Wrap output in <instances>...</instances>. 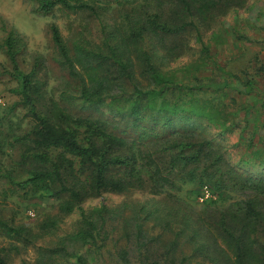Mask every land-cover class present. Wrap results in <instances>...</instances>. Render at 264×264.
<instances>
[{"label":"trees","instance_id":"1","mask_svg":"<svg viewBox=\"0 0 264 264\" xmlns=\"http://www.w3.org/2000/svg\"><path fill=\"white\" fill-rule=\"evenodd\" d=\"M92 1L37 0L36 14L90 12L99 26V40L87 30L66 38L50 26L65 75L57 86L41 55L22 67L28 44L15 29L0 44L19 97L0 107L4 200L22 208L46 197L58 209L31 225L0 212V234L17 252L34 247L37 264H98L111 242L121 264H264V160L231 164L219 141L189 124L190 115L222 123L217 100L199 98L225 92L223 82L188 84L168 69L193 34L212 61L206 31L249 0H116L110 20ZM231 76L242 94L259 90L256 79ZM232 113L223 112L227 122ZM205 187L214 198L201 203ZM104 194L129 200L86 207ZM137 194L145 199L134 201ZM74 215L71 230L58 235ZM46 237L57 239L47 244ZM0 264L8 263L0 257Z\"/></svg>","mask_w":264,"mask_h":264},{"label":"rangeland","instance_id":"2","mask_svg":"<svg viewBox=\"0 0 264 264\" xmlns=\"http://www.w3.org/2000/svg\"><path fill=\"white\" fill-rule=\"evenodd\" d=\"M95 3L97 7H103V10L99 8L98 11L101 15L106 14V20H110L120 9L116 0H98ZM37 6V0H0V44L8 32L15 29L28 44L27 53L20 59L22 67L28 70L32 66L33 58L41 55L46 63L45 77L50 81V87L57 86L65 75L56 62V49L50 26L56 24L66 38L87 30V36L91 37L94 33L95 40H99V26L90 12L75 14L56 9L51 15L42 16L34 13ZM213 35L216 38H212ZM188 37L185 56L169 62L168 69L177 70L188 84H196V80L201 78L203 84L215 85L220 81L228 87L225 92L220 90L219 94L214 90L207 94L201 93L199 98L201 102L212 98L217 100V108L222 114L219 119L221 124L212 125L197 115H190L189 124L209 138L219 141L226 148L231 164H238L243 160L250 164L261 163L260 161L264 160V0H249L244 8L228 14L219 22H214L206 31L203 40L211 47L212 61H206L202 57L203 44L196 41L195 34ZM204 60L207 63H204ZM10 69L7 57L0 51L2 108L19 101V97L12 93L17 87V82L6 74ZM231 74L242 78L247 75L250 79H256L259 90L252 94H242L243 89L232 79ZM229 84H234L235 88H230ZM190 100L193 107L200 104L195 98ZM224 111L233 112V116H229V122L223 117ZM21 113H25V110ZM251 140L253 146H250ZM8 189L5 180L0 178V212L16 224L40 223L47 215L58 213L57 204L46 197L31 200L29 205L17 208L13 201L4 200V191ZM133 199L142 201L145 196L137 194ZM126 200H129L128 196L104 194L85 205L94 207L105 204L114 207ZM77 218L78 216L74 215L65 219L58 235L71 230ZM56 239L46 237L45 241L49 244ZM11 243L0 234V257L6 259L8 264H37L38 256L34 247L20 246V252H17L12 249ZM115 249V245L109 243L102 251L105 254L104 261L98 264H121L117 257H111L110 251L114 252Z\"/></svg>","mask_w":264,"mask_h":264},{"label":"built area","instance_id":"3","mask_svg":"<svg viewBox=\"0 0 264 264\" xmlns=\"http://www.w3.org/2000/svg\"><path fill=\"white\" fill-rule=\"evenodd\" d=\"M214 198L212 191H210L207 187L204 188L202 195L199 197V201L204 203L210 199Z\"/></svg>","mask_w":264,"mask_h":264}]
</instances>
